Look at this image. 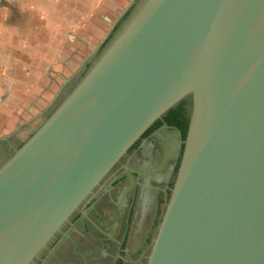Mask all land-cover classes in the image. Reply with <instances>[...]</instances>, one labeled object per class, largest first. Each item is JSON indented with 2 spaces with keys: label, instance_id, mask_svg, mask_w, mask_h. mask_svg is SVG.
Here are the masks:
<instances>
[{
  "label": "water",
  "instance_id": "95a60500",
  "mask_svg": "<svg viewBox=\"0 0 264 264\" xmlns=\"http://www.w3.org/2000/svg\"><path fill=\"white\" fill-rule=\"evenodd\" d=\"M110 35L0 166V264H31L187 98L184 141L145 167L167 183L182 149L146 264H264V0H141Z\"/></svg>",
  "mask_w": 264,
  "mask_h": 264
},
{
  "label": "flooded vegetation",
  "instance_id": "af4514ba",
  "mask_svg": "<svg viewBox=\"0 0 264 264\" xmlns=\"http://www.w3.org/2000/svg\"><path fill=\"white\" fill-rule=\"evenodd\" d=\"M140 2L137 0L129 12L132 13ZM116 27L117 24L114 29ZM98 53L99 50L89 60ZM89 60L85 63H90ZM81 75L83 73H78L63 85L56 101L35 118L38 120L35 127L31 128L34 119H30L22 126H16L6 138L0 137V160L9 158L24 144L72 90ZM185 101L183 116L189 119L190 100ZM166 113L127 150L31 264L147 263L175 181L182 149L167 183L152 180L153 175L145 167H153L163 157L162 146L168 137H174L175 129L180 132L182 142L187 131V127L179 129L175 119L167 117ZM169 165L171 162L166 167Z\"/></svg>",
  "mask_w": 264,
  "mask_h": 264
},
{
  "label": "rangeland",
  "instance_id": "374dc122",
  "mask_svg": "<svg viewBox=\"0 0 264 264\" xmlns=\"http://www.w3.org/2000/svg\"><path fill=\"white\" fill-rule=\"evenodd\" d=\"M136 1L14 0L11 12L3 9L0 100L5 104L0 105V121L5 126L0 137L6 138L30 119H34L31 128L35 127V118L56 101L66 81L84 73L86 60L102 47ZM63 18L74 28L58 25ZM31 68L32 77L27 75ZM7 159H1L0 166Z\"/></svg>",
  "mask_w": 264,
  "mask_h": 264
},
{
  "label": "trees",
  "instance_id": "16d2710c",
  "mask_svg": "<svg viewBox=\"0 0 264 264\" xmlns=\"http://www.w3.org/2000/svg\"><path fill=\"white\" fill-rule=\"evenodd\" d=\"M129 14V11L126 12L124 15H123V19L126 18V16ZM116 29V28H115ZM115 29L113 30V32L115 31ZM110 38V36H109ZM108 38V39H109ZM107 40L105 41V43L102 45V47L106 44ZM101 47V48H102ZM187 101H182L180 102L176 107L170 109L166 115L167 117H171L172 119H175V125L179 128V129H182V130H185L186 127H188V123H189V119H187L186 117L183 116V112L185 110V105L187 104L186 103ZM182 116V117H181Z\"/></svg>",
  "mask_w": 264,
  "mask_h": 264
},
{
  "label": "crops",
  "instance_id": "0c3cea01",
  "mask_svg": "<svg viewBox=\"0 0 264 264\" xmlns=\"http://www.w3.org/2000/svg\"><path fill=\"white\" fill-rule=\"evenodd\" d=\"M13 1L14 0H0V12L3 10V9H5L4 10V12H6L7 10H8V12H11V10H9L10 8H13L12 6H11V4L13 3ZM59 1V0H58ZM62 3V2H61ZM62 4H66V2H64V3H62ZM44 11H45V9H44ZM73 24L75 23L74 21L72 22ZM78 23V22H77ZM48 24V23H47ZM57 24L58 25H61V27L62 28H74V25L73 26H70L69 25V23L66 21V19L65 18H63V19H59L58 21H57ZM47 28H49V26L47 25L46 26V29ZM17 73V72H16ZM29 74V76H34V70L31 68V70L29 71V73H27V75ZM4 105L5 103H3V100L1 101L0 100V105ZM5 126V124L3 123V120L2 121H0V128L2 129L3 127ZM6 126H9V124H6ZM0 129V130H1Z\"/></svg>",
  "mask_w": 264,
  "mask_h": 264
}]
</instances>
